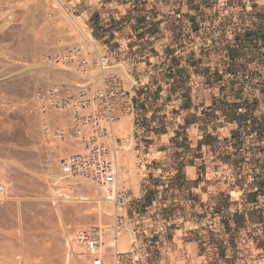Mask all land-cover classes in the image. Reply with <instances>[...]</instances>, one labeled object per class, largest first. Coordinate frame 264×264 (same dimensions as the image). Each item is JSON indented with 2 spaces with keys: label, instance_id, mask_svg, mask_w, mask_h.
<instances>
[{
  "label": "crops",
  "instance_id": "crops-1",
  "mask_svg": "<svg viewBox=\"0 0 264 264\" xmlns=\"http://www.w3.org/2000/svg\"><path fill=\"white\" fill-rule=\"evenodd\" d=\"M148 1L145 11L135 1L73 3L102 11L89 24L116 48L137 49L141 89L176 109L164 129L142 113L135 140L151 202L165 208L167 264L176 253L188 264H264V0Z\"/></svg>",
  "mask_w": 264,
  "mask_h": 264
},
{
  "label": "rangeland",
  "instance_id": "rangeland-1",
  "mask_svg": "<svg viewBox=\"0 0 264 264\" xmlns=\"http://www.w3.org/2000/svg\"><path fill=\"white\" fill-rule=\"evenodd\" d=\"M90 1L97 7L111 0ZM124 1H135L144 11L145 6L153 5L148 0ZM165 1L168 0H162V3L167 4ZM73 2L75 0H0V183L7 189L5 195L0 194V264H90V257L72 241V236L69 242L66 233L72 235L77 229L91 226L105 227L102 241L105 245L110 244L109 226L113 221L114 205L106 200L100 187L59 168L58 160L67 155L69 146L58 140L44 141L35 96L36 90L48 84L82 81L83 77L74 75L70 65L46 59L48 55L55 57L75 47L83 52L92 51L77 25L107 55L111 66L109 70L115 73L118 70L128 71L132 75L126 80L139 110L138 121L144 125L149 118L145 119L142 113L151 111L152 116H158L160 128L164 129L166 111L176 110L168 107L172 101L169 95H160L154 89L149 91L139 86L142 81L145 86L146 78L138 81L136 68H143L144 64L139 65L142 61L135 56L137 49H131L129 45L124 50L117 45V49L101 39L107 34L89 24L95 14L98 19L101 18L102 11L91 15L90 12L80 14ZM117 2L121 3V0ZM147 12L144 15L149 18L155 15L152 10ZM124 118L129 121L125 126L119 122ZM133 123L132 116H122L115 124L116 136L130 142L129 148L119 156L120 180L128 198L125 206L118 210L125 218L118 239L121 251L126 250L132 240L136 227L135 213L151 210V200L156 192L154 187L145 183V168L132 139ZM121 159L125 164H121ZM176 189V195H179L181 189ZM189 195L193 196V193ZM232 195L237 197L239 193ZM162 209L165 208L160 209V214ZM102 212L105 215L101 219L106 216L103 221L99 218ZM97 213L99 219L95 216ZM178 243L181 245L180 241ZM146 245L151 258L158 256L152 243L146 240ZM70 246L74 255L69 253ZM170 261L171 264H188L179 253L171 255ZM199 262L193 261V264ZM167 263L161 261V264Z\"/></svg>",
  "mask_w": 264,
  "mask_h": 264
},
{
  "label": "built area",
  "instance_id": "built-area-1",
  "mask_svg": "<svg viewBox=\"0 0 264 264\" xmlns=\"http://www.w3.org/2000/svg\"><path fill=\"white\" fill-rule=\"evenodd\" d=\"M77 27L92 51L83 52L75 47L57 54V62L70 65L74 75L83 77L82 81L71 85L48 84L36 90L42 137L46 143L58 140L68 144L69 152L58 160L59 168L100 187L115 212L109 226L110 244L102 241L105 227L100 226L77 229L72 235L66 233V238L71 242L72 236V241L90 256V264H161L162 260L166 261L164 246L168 243L169 224L161 217L158 204H152L151 210L135 213L132 240L126 250L118 248L125 225V218L118 210L128 201L127 190L120 180L119 156L129 148L130 142L116 136L115 124L122 116H132V139H139L145 133L144 125L137 120V108L127 86L126 79L132 75L128 71L109 70L107 55L97 48L83 28ZM0 194H5V185L1 183ZM146 240L153 244L158 256H149ZM69 253L75 254L72 246Z\"/></svg>",
  "mask_w": 264,
  "mask_h": 264
},
{
  "label": "bare ground",
  "instance_id": "bare-ground-1",
  "mask_svg": "<svg viewBox=\"0 0 264 264\" xmlns=\"http://www.w3.org/2000/svg\"><path fill=\"white\" fill-rule=\"evenodd\" d=\"M74 28V27H73ZM58 57H59V55H56L55 57H53V56H50V55H48V56H46V59L48 60V61H51V60H53V61H55V60H57L58 59ZM47 67V66H46ZM67 72V71H66ZM73 73H75V71H73ZM68 74V73H67ZM76 74V73H75ZM71 76V75H70ZM69 78V77H68ZM68 78H66V79H68ZM72 78V77H71ZM71 80V79H70ZM66 82H68V81H66ZM55 84H58V83H55ZM68 85H71V84H68ZM125 119V120H124ZM124 119H121V121H119L123 126H125V123L126 122H128V124H129V121L127 120L128 118H124ZM121 124H119V125H121ZM127 125V124H126ZM120 128H122V126H119ZM124 157V156H123ZM122 157V158H123ZM130 157V156H129ZM131 158V157H130ZM124 160H125V158H123ZM127 159V158H126ZM125 161H127V160H125ZM130 161V160H129ZM131 162V161H130ZM121 164H125V162H123V160L121 159ZM127 165H128V161H127ZM130 165V164H129ZM7 193V189H6V187H5V194ZM5 194H2V195H5ZM105 195V194H104ZM106 200H107V198H106ZM103 210H105L104 208H103ZM106 212V211H105ZM100 215H102V217H100ZM105 214H104V212H102L101 214L99 213V218L101 219V218H103V216H104ZM96 216V218L97 219H99L98 218V213L95 215ZM106 217V216H105ZM105 217H104V219H105ZM104 219H101L102 221L104 220ZM71 232V231H70ZM82 250V249H81ZM90 257V256H89ZM91 259V258H90Z\"/></svg>",
  "mask_w": 264,
  "mask_h": 264
}]
</instances>
